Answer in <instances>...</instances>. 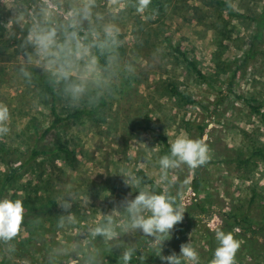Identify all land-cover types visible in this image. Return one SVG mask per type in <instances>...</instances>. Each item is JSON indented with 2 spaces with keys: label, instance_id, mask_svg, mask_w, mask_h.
Here are the masks:
<instances>
[{
  "label": "rangeland",
  "instance_id": "1",
  "mask_svg": "<svg viewBox=\"0 0 264 264\" xmlns=\"http://www.w3.org/2000/svg\"><path fill=\"white\" fill-rule=\"evenodd\" d=\"M161 1L162 11L149 4L143 12L128 8L123 16L121 51L135 63L136 74L104 99L100 117L83 114L64 121L38 140L34 128L41 132L52 118L50 93L38 100L34 88L19 77L23 54L7 38L13 11L0 0V104L10 112V132L0 137V197L20 199L25 209L22 230L11 242H0V264L13 259L23 264L31 259L37 264H122L121 255L130 247L137 249L130 264H167L139 233L118 232L113 240L91 234L109 216L119 222L123 212L117 203L138 194L125 177L140 179L138 171L186 210L163 244L164 256L179 254L181 245L189 243L198 264H211L219 229L232 232L240 243L235 264H264V237L255 241L245 223L264 228V122L228 91L232 81L236 93L264 111V28L259 40L253 38L264 0ZM125 2L105 0L108 6ZM224 4L241 16L229 14ZM166 37L193 58L204 77L181 60ZM252 43L257 53L243 63ZM169 81L199 103L169 92ZM56 103L60 114L72 110L58 97ZM159 133L170 144L179 136L202 140L209 160L194 169L181 165L169 170V186L161 181L159 159L170 148ZM35 144L44 153L26 162ZM257 148L262 155L253 154Z\"/></svg>",
  "mask_w": 264,
  "mask_h": 264
},
{
  "label": "clouds",
  "instance_id": "2",
  "mask_svg": "<svg viewBox=\"0 0 264 264\" xmlns=\"http://www.w3.org/2000/svg\"><path fill=\"white\" fill-rule=\"evenodd\" d=\"M3 3L13 11L7 23V38L16 41L23 54L18 75L34 88L38 100L46 98L50 89L69 109L92 108L112 97L123 79L136 74L135 63L121 51L125 47L121 21L128 8L143 12L150 0H126L123 7L108 6L105 0H3ZM37 73L44 78V84ZM9 119V108L0 104V137L9 134ZM209 158L208 146L202 140L179 136L171 143L169 153L159 159L161 181L171 186L169 170L181 165L194 169ZM125 183L135 185L138 194L117 203L123 212L117 218L118 223L109 216L94 226L91 234L113 240L118 232L131 236L139 233L161 261L198 264V253L189 243L181 245L179 254H162L174 225L183 220L186 211L183 204L177 203L169 191L158 190V185L143 186L136 177H125ZM62 207L67 210L70 204L64 203ZM24 217L22 200L0 197V242L7 244L18 235ZM216 240L218 246L211 264H235L240 243L232 232L217 229ZM136 253L135 247L125 249L122 264H130Z\"/></svg>",
  "mask_w": 264,
  "mask_h": 264
},
{
  "label": "trees",
  "instance_id": "3",
  "mask_svg": "<svg viewBox=\"0 0 264 264\" xmlns=\"http://www.w3.org/2000/svg\"><path fill=\"white\" fill-rule=\"evenodd\" d=\"M150 4L151 6H153L157 11H162L163 10V3L161 0H150ZM223 5V4H222ZM224 7H226L227 12L229 14H232L234 16H241V14H239L238 12H235L229 4H224ZM256 19V33L254 35V39L259 40L261 38V34L264 28V7L262 12L260 13V15L255 18ZM2 20H3V16L0 13V31L3 29V24H2ZM165 42L171 47V49L177 53L180 57L181 60L183 62H185L187 64V66L193 70L199 77H204L203 73L201 72L200 68L198 67L197 63L193 60V58L189 57V55L187 54V52L185 50H182L179 46L174 45L172 43L171 38L166 37L165 38ZM257 51L255 50V43H252L249 50L247 52H245L244 56H243V63L244 61L254 57L256 55ZM241 64L240 66H236V69H240L244 64ZM231 84L232 81L229 82V89L228 91L230 93H234V95L237 96V98L243 100L248 106L249 108L255 112L259 117L260 120L262 122H264V111L261 110L260 107H257L256 105L251 103V99L244 97L243 95H241L240 93H236L235 90H233L231 88ZM167 88L169 90V92H171L172 94H175L177 97H179L181 100H184L185 102H192V103H199V101L195 98H193L188 92L183 91L181 89L178 88V86L169 81L167 83ZM49 93H50V113H51V120H49V124L41 131L38 132L37 127L34 128V130L36 131V133L38 134V140L41 137H44L48 132H50L51 130H53L54 128H56L59 124L63 123L64 121L67 120H72V119H77L80 116H82L83 114H87V115H95L97 117H100V108L105 104V100L103 99L101 102H99L95 107L92 108H80V109H75V110H71L66 112L65 114H60L57 110V96L55 95V93L49 89ZM159 137L162 139V141L164 142V144L170 148L171 144L167 141V139L165 138L164 135H162L161 133H159ZM3 146H1V149ZM65 150V149H64ZM44 153L43 150H39L37 149V144H35L32 149H31V153L29 155V159H27L26 162H28L29 160L34 159L35 157H37L39 154ZM254 155H262L261 151L259 148H257L255 150V152H253ZM247 159H245L244 161H246ZM25 162V163H26ZM141 181L145 184H151L154 185L155 182L153 181V179L151 177L146 176L143 172L138 171L137 172ZM33 203H36V201H33ZM50 204H54V202L50 203ZM235 222L237 224H241L240 222H242L241 220L235 219ZM247 225V230H250L254 235L252 237H254L253 239L255 241L256 238L259 235L264 237V228L263 226H257L255 227L253 224H251L250 222H245ZM251 237V238H252ZM264 248V243L261 244ZM140 255H143L142 252L139 253ZM22 261V260H21ZM18 261L16 259H13V263L12 264H23L25 262H21ZM30 264H37L35 260L31 259L29 260Z\"/></svg>",
  "mask_w": 264,
  "mask_h": 264
}]
</instances>
